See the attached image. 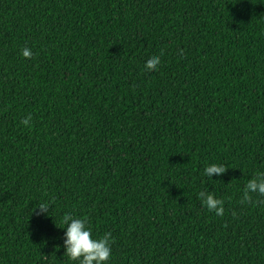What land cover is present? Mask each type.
I'll return each instance as SVG.
<instances>
[{"label": "trees", "instance_id": "obj_1", "mask_svg": "<svg viewBox=\"0 0 264 264\" xmlns=\"http://www.w3.org/2000/svg\"><path fill=\"white\" fill-rule=\"evenodd\" d=\"M258 173L264 0H0V264H75L65 214L105 264H264Z\"/></svg>", "mask_w": 264, "mask_h": 264}, {"label": "clouds", "instance_id": "obj_2", "mask_svg": "<svg viewBox=\"0 0 264 264\" xmlns=\"http://www.w3.org/2000/svg\"><path fill=\"white\" fill-rule=\"evenodd\" d=\"M24 58H31L32 52L29 48H24L21 52ZM161 64V58L157 55L150 56L144 67L147 70H157ZM31 117L25 118L21 123L30 127ZM224 165L211 164L206 166L203 175L207 179H212L213 174L219 176L226 172ZM251 193H257L264 196V173H258L254 179L247 182L243 190L242 202L251 199ZM198 199L201 200L202 206L208 211L214 212L217 216L224 214V201L217 199L210 192L201 191L198 193ZM39 214L49 215V206L41 204L37 207ZM63 249L64 255L68 261L75 264H105L109 261L112 249V234L105 233L102 237L93 238L91 230L87 227V221L82 218H74L71 214H65L62 217Z\"/></svg>", "mask_w": 264, "mask_h": 264}]
</instances>
